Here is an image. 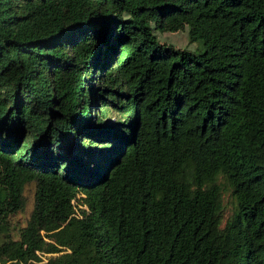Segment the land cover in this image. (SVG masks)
Wrapping results in <instances>:
<instances>
[{
  "label": "trees",
  "instance_id": "obj_1",
  "mask_svg": "<svg viewBox=\"0 0 264 264\" xmlns=\"http://www.w3.org/2000/svg\"><path fill=\"white\" fill-rule=\"evenodd\" d=\"M0 264H264V0H0Z\"/></svg>",
  "mask_w": 264,
  "mask_h": 264
},
{
  "label": "rangeland",
  "instance_id": "obj_2",
  "mask_svg": "<svg viewBox=\"0 0 264 264\" xmlns=\"http://www.w3.org/2000/svg\"><path fill=\"white\" fill-rule=\"evenodd\" d=\"M188 32L189 26L186 24V22L176 21L175 24L165 32L157 30L156 35L158 40L164 45H171L179 49H188L195 53L201 52L203 49V44L201 42H190ZM34 194L35 186H28L25 193L27 197L26 211L19 214L17 220L21 219V221L25 223L26 219L30 217V214L34 208Z\"/></svg>",
  "mask_w": 264,
  "mask_h": 264
}]
</instances>
